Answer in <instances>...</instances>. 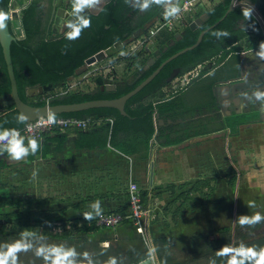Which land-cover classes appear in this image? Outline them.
<instances>
[{"label":"trees","instance_id":"trees-1","mask_svg":"<svg viewBox=\"0 0 264 264\" xmlns=\"http://www.w3.org/2000/svg\"><path fill=\"white\" fill-rule=\"evenodd\" d=\"M11 1L0 0V11L8 18L10 16ZM41 1L32 0L27 7L22 9L21 19L26 35L21 39L13 41L11 45L12 59L18 80L20 96L24 101L34 105H43L46 101L31 100L28 94L29 88L48 83L67 87L68 77L75 75L76 71L85 64L88 58L98 51L113 45L116 41H125L136 29L146 25L150 19L158 15L161 11L162 4L166 0H153V6L157 7L145 13L141 17L140 23L136 26H132V18L127 16L130 0H109L100 14L86 13L82 16L87 17L89 23L80 28L77 36L70 37L68 32L62 38H58V35L53 34L51 28L48 27V18L46 19L43 16L45 11ZM231 1L220 0L205 10V12L209 13V17L195 29L189 23L186 26H179L176 33L178 34L182 30V37L176 40L172 46H169L164 53L159 55L156 61L140 77H135L130 81L125 79V83L118 85L115 91L101 89L97 92L75 91L62 97H56L51 101L54 104L73 103L122 96L133 90L170 55L194 44L203 29L218 22L205 33L198 46L187 50L169 61L150 83L127 101L125 109L128 115H123L118 109L113 107H96L78 112L57 114V116H76L82 118L91 116L95 119L103 120L113 118L114 124L112 126L107 121L108 123L102 124L99 129L107 134L111 132L113 144L125 153L130 154L137 148L142 147L144 143L148 145L150 141L156 139L157 134L160 132L155 118L157 113L156 109H158L161 115H168L172 118L183 116V113L177 110L179 96L181 94H183L182 96H187L185 94H188L189 90L191 91L190 88L196 81L197 86L195 87L193 95L195 99L198 97V106L216 104V97L213 93L214 84L219 79H226L229 76L237 74L239 71V59L237 56L231 65L225 62L226 60L224 61V58L230 52L227 47L231 46V51L238 50L235 43L242 40V37L246 34V29L252 30L256 37L263 33L259 22L254 16L251 14L249 17L245 16V13L248 11L246 8L238 7L226 15ZM246 1L254 4L264 18V0ZM200 14H202L201 11L197 12L196 16L198 17ZM241 18H245L244 23H247L248 26L243 29H238L236 27L239 26L238 21ZM217 31H220L219 35L215 34ZM174 37L175 34L173 32H169L168 34L160 33L156 37L158 52L161 53L162 48ZM261 42H264V37ZM220 52L221 56L216 60L217 65L215 69L210 73H208V70H202L186 86L176 90L175 93L177 95L174 98L171 100L162 99L156 104L151 101L145 102V98L150 93H157L164 86H171L172 76H174L172 73L175 68L180 67L181 69L175 76H183L187 72L195 69L199 64L214 58ZM145 53L148 54L147 58H144ZM122 57L129 61V67L137 66L133 73V76H135L140 73V69L152 55L144 46L135 55L128 54ZM10 92L11 81L0 43V97L8 95ZM178 92L180 95H178ZM196 93L197 95H195ZM10 101V104L5 107L4 111L0 107V128L13 129L21 127L26 123L25 120H19L20 112L15 108L14 102L12 100ZM95 127L94 125L90 128L95 129ZM79 131L80 137H82V130ZM122 131L127 133L128 137L119 142L116 136ZM103 145H106L104 139ZM79 146L82 147V140ZM233 181H235V178ZM186 195L190 197L189 193ZM143 196L146 198L147 191H143ZM18 200L21 202L24 198H19ZM38 201L42 202V200ZM14 203L15 200L13 198L0 197V231L7 228L8 224L13 223L15 219L18 220L19 225L30 227L33 219H37L43 214L50 216V212H36L23 207L14 210V212L7 213L4 211L5 208L14 205ZM127 209L128 206L126 209L122 208L104 212H126ZM175 215L173 216L174 220H176ZM97 221L98 215L83 218V220L77 218L73 223L66 225L68 227L64 226L65 229L63 231L53 232L44 230L43 232L66 241L61 247L57 246V248L66 249L70 253L68 260L64 264H73V262L78 264H108L110 259H115L116 264H134L145 259L150 254L149 247L144 238L141 240L142 245L134 246L131 252H124L113 244L108 246L100 245V243L91 244L88 240H83L85 241V245L81 252L72 250V245L78 242L75 233H97L107 228L106 226L98 225ZM126 221L132 220H123L121 224H124ZM151 223L152 220L148 225L147 234L154 246L156 259L159 264H227L228 259L233 255L237 258V264H253L252 260L247 257L241 258L240 253L235 250L249 246L264 248V218L253 223L241 224L240 219H238L233 225L211 226L208 232L196 233L189 240V244L181 248L175 235H168L166 233L158 234L152 228ZM42 227L44 229V223ZM12 244L13 240L11 236L0 232V256L6 251H9ZM224 246L231 247L233 252L224 253L223 255L219 254V250ZM177 248L181 249L182 253H185L187 256H185V259L178 257L174 253ZM23 254L27 255L17 250L14 256H22ZM83 257H87L88 259L84 260ZM12 259L10 256L8 264H12ZM14 264L22 263L14 261ZM26 264L39 263L29 261Z\"/></svg>","mask_w":264,"mask_h":264},{"label":"crops","instance_id":"crops-1","mask_svg":"<svg viewBox=\"0 0 264 264\" xmlns=\"http://www.w3.org/2000/svg\"><path fill=\"white\" fill-rule=\"evenodd\" d=\"M108 1L95 0V3L91 5L94 10H98L101 2H105V4L98 13L92 14H100ZM152 1L149 0L148 6L142 8L140 5L143 0H130L127 16L132 18V26L138 25L145 13L157 7L153 6L154 2ZM178 1L166 0L158 15L150 19L146 25L140 26L123 41L122 50L116 55L96 63L109 68L96 73L102 82L111 83L113 77L122 79L120 76L127 67L132 68V71L125 72L123 77L133 76L135 66L129 67V61L122 56L135 55L139 52L141 49L135 52H131L130 49L144 35L148 34V30L154 22L164 17L166 5L168 3L176 4ZM219 1L204 0L196 7L192 15L187 16L186 22L179 25L191 24L199 17L196 16L197 12L201 11V16L206 13L205 10ZM53 26L54 24L51 25V30L53 34L58 35V38H62L72 30V25L63 23L58 28L60 32L57 33L54 32ZM146 31L147 33H145ZM181 33L183 34V31ZM177 36L175 35L173 39H176ZM147 47L145 46L146 50ZM147 56L148 54L145 53L144 58ZM220 56L221 54H218L214 56V59L217 60ZM204 65L208 73L214 70L210 67V60L206 61ZM80 68L75 75L68 77L67 87L54 85L50 91L37 96H32L28 90L30 99L41 100L49 92L56 97H62L70 92L79 91L81 78L83 79L82 90L93 92L94 83L89 82V78L85 79L86 74L92 68L90 66L87 70H80ZM223 83L225 82L214 84L216 91L213 87V93L219 103L215 107L212 104L198 106V97L195 99L193 95L197 81L191 86V91L189 90V93L185 94L187 96H182L183 94L180 95L178 92L180 96L177 110L182 112L183 116L172 118L160 114L165 119L164 124L161 125L155 117L160 131L156 139L150 141L148 145L143 142V146L137 148L133 153H125L113 144L111 132L107 134L99 129L102 124L108 123L103 121L95 129H82V137H80V131L75 129L50 133L46 139L39 141V147L35 153H29L20 160H13L8 157L6 152H1L0 170L12 167L19 169L22 174V171L26 172V170H21L25 165L32 169L30 177L33 174L37 178L59 176L53 190L57 194L68 190L73 193L74 197L72 198L77 201L76 207L79 208L77 211L82 212V220L98 215L100 212L126 209L129 201L127 191L129 183L133 181L138 183L143 191H147L146 200L148 199L156 206L151 218V226L157 230L158 234L167 233L171 229L167 219L170 217L173 219L174 214H176V220L173 219V222L176 227L184 226L186 229L189 226L185 214L189 207L192 213L198 211L194 206L195 195L211 198L212 195H219L215 203L219 204L216 213L220 212V214L217 217L212 214L214 222L209 221V225L213 227L216 224L230 225L225 222L229 220L231 193L239 199L236 204L238 209H246L249 206L248 202L252 201L251 196H254L255 193H260L264 197V99L258 105H254V103L247 105L242 101L231 105L229 99L235 93L231 89L229 90L230 95L226 96L228 91L221 89ZM70 85L72 88L66 94H63V90L53 93L54 88L67 89L70 88ZM174 86L175 82L172 81L171 86L167 85L157 93H150L145 98V102L151 101L156 104L162 99L171 100L177 95ZM220 93H222V97ZM227 100L229 102L224 105L223 101ZM10 102V99L0 97L1 110L4 111ZM169 118L173 121L170 122ZM109 124L112 126L114 122ZM116 137L117 141L121 142L128 137V134L122 131ZM103 139L106 145H103ZM81 140L82 147L79 146ZM23 144L27 146L28 140L23 141ZM65 177L69 179V183L63 182ZM234 178L235 181H233ZM188 193L190 197L186 195ZM63 195L64 193L57 198L51 197L52 199L49 200L53 202L58 198L63 199L65 198ZM97 201L98 204L95 203ZM255 204L253 202V205ZM238 215L245 217V210L240 211ZM219 216L222 220L219 219Z\"/></svg>","mask_w":264,"mask_h":264},{"label":"rangeland","instance_id":"rangeland-1","mask_svg":"<svg viewBox=\"0 0 264 264\" xmlns=\"http://www.w3.org/2000/svg\"><path fill=\"white\" fill-rule=\"evenodd\" d=\"M154 48H157L156 39ZM127 68L123 70L120 76L121 78H125L123 77L125 72L128 73L129 71H132V68ZM136 68L137 66H135V69ZM80 80L82 84V78ZM77 84L79 85V83ZM64 89L66 88H54L53 93ZM49 94L52 93L49 92ZM22 167L23 169L21 170H26V172L22 171V174L19 169H14L12 167L5 170H0V197H10L15 200L14 205L8 206L4 209V211L7 213L14 212V210L23 207L36 212H50V216H45L43 214L41 217L33 219V223L30 225V227L19 225L18 220L15 219L13 223L8 224L7 228L1 230L0 232L9 234L13 240L12 245H20L17 250L27 254H23L22 256L15 255L14 261L22 264H26V262L29 261L39 264H52L57 254L65 252L68 253L66 249L57 248V246L61 247L63 244H65L66 241L52 235H47L43 231H63L65 229L64 226L73 223L75 219L78 218L82 220V212L77 211V209H79L76 207L77 201L72 198L74 197L72 195L73 193H71L69 190L63 192V196H65V198H58L56 201L53 200V202L49 200L52 199L51 197L54 198L55 196V198H57L63 194H57V192L53 190V187L56 186L55 183L59 176L56 178L54 176H51L50 178L46 176H40L37 178V176L33 174L31 175L32 177H30L32 170L30 166L25 167V165H23ZM65 178H63V182L69 183V179L67 177ZM32 187L35 190H33ZM194 197L196 198L194 201V206L197 207L198 211L192 213L190 211V207L186 210L185 217L189 224L186 229H184V226L176 227L175 223L173 222L174 220L171 219V217L167 219L171 229L167 231L166 234L175 235L178 238V244L180 248L186 244H189V240L196 233L208 232L211 227L209 225L210 222H214L212 214H214L216 217L220 214V212L216 213L219 204L215 203V200L219 197V195H212V198L201 195H195ZM19 198H24V200L20 202V200H18ZM231 198V207L228 213L229 220L225 223L230 225L235 224L236 221L241 218L238 214L240 211L244 210L246 212V215H244L245 217L251 218L256 214H260L261 218L264 216V197L260 193H255L254 196H251L252 201L256 203V206L253 205L252 201H250L248 202L249 206L246 207V209H238V207L236 208V204H238L239 199L238 197L236 198V196H234L232 193ZM38 200H42V202ZM233 200L235 201L232 202ZM205 206H207V208L204 209ZM219 219L222 220L221 216H219ZM43 223L45 224L44 229L42 227ZM214 227H220V225L216 224ZM75 237L78 238V242L77 244L72 245L71 249L78 252H81V250L84 248L85 241L83 240H88L91 244L100 243V245L104 246L113 244L115 247L120 248L124 252H131L134 246L142 245L141 240L144 238V235L140 228L133 221H126L124 224H121L114 229L107 227L97 233L77 232L75 233ZM174 253L178 255V257L185 259L186 255L185 253H182L181 249H175ZM68 258L69 254L61 256V259H63L64 262H66ZM83 259L87 260L88 258L83 257ZM73 264L78 263L73 262Z\"/></svg>","mask_w":264,"mask_h":264},{"label":"water","instance_id":"water-1","mask_svg":"<svg viewBox=\"0 0 264 264\" xmlns=\"http://www.w3.org/2000/svg\"><path fill=\"white\" fill-rule=\"evenodd\" d=\"M32 0H12L10 3V16L9 18L6 17L1 11H0V16L4 17L0 23L3 24L2 27H0V43L3 49L5 61L7 64V69H8V74L10 77L11 81V92L3 96V98L10 99L14 102L15 108L20 112V115H23L25 117L26 123L31 122L39 117L43 116H48V115H57V114H62V113H68V112H78V111H83L87 110L90 108H96V107H113L118 109L123 115H128L125 106L127 101L135 94H137L140 90H142L148 83H150L157 74L161 71V69L171 60L179 56L180 54L186 52L187 50L193 49L196 46L200 44L202 41L205 33L215 26L218 22L213 24L212 26L203 29L198 38L197 41L182 50L176 52L175 54L171 55L168 57L165 61L162 62V64L154 70L147 78H145L140 84H138L133 90L129 91L128 93L116 97V98H100V99H92V100H86L82 102H73V103H45L43 105H34L30 104L26 101H24L19 93V88H18V80L16 77L15 73V68L13 64V59H12V53H11V45L13 41H16L18 39H21L25 37L26 32L22 24V19H21V13L22 9L27 7L28 4ZM64 0H56V8L54 11V32L59 33L60 31L58 28L63 24L66 23L69 26L75 25V23L80 19L84 13H98L105 2H101V6L98 8V10H94L91 6H85L84 8L80 9L79 11H71L70 13L66 12V7L64 6ZM238 7L246 8L247 10L250 8L251 9V14L257 19L259 22L261 29L264 34V18L261 15V13L258 11V9L250 3L249 1L246 0H232L229 8L226 12V15L232 11L235 10ZM209 17V13L206 12L203 15L199 16L196 18L193 22H191L190 26L195 29L199 27L207 18ZM224 18V17H223ZM222 18V19H223ZM71 30V29H69ZM182 37V33L179 34L176 39L171 40V42L164 47V51L168 49L169 46H172L175 43V40L180 39ZM123 41L119 40L116 41L113 45L102 49L95 53L93 56L88 58L87 62L80 68V70H87L88 67L90 66L91 63L93 62H102L107 58H110L114 55H116L120 50L123 49ZM264 57V56H263ZM262 57V58H263ZM155 61V58H150L144 66L140 69V73H143L148 67ZM242 65V62H241ZM264 65V64H263ZM172 76V78H174ZM100 79V78H99ZM233 80H236L235 78H231L228 81H225L221 85V89L227 90L228 94L226 96L230 95L229 90H233L234 93H237L236 88L237 84H232ZM224 82V81H222ZM237 85V86H236ZM54 85L52 83H48L45 85H39L37 87H31L29 89V93L33 96H37L40 94H43L45 92L50 91ZM117 86L115 84H104L103 89L112 91L116 90ZM241 100V99H240ZM156 118L158 123L164 124L165 119L160 116V112L157 111L156 113ZM170 122L173 121V119L169 118L168 119ZM153 170V169H152ZM153 173V172H152ZM134 264H153V261L151 258L146 257L145 259L140 260L139 262H136Z\"/></svg>","mask_w":264,"mask_h":264},{"label":"built area","instance_id":"built-area-1","mask_svg":"<svg viewBox=\"0 0 264 264\" xmlns=\"http://www.w3.org/2000/svg\"><path fill=\"white\" fill-rule=\"evenodd\" d=\"M204 0H179L176 4L168 3L166 5V11L172 5H179V10L172 15L166 16L157 20L152 24V26L148 30V34L144 35L137 44H134L130 49L131 52L138 51L144 46L150 47L151 44L155 41L156 37L162 32L164 29H174L177 24L185 23L187 20V16H190L194 13L197 6L202 4ZM64 6L66 7V12L70 13L72 11V0H64ZM11 10V9H10ZM97 62H93L90 64L92 69L86 74L85 79L90 78L92 75H96L98 71H104L109 69L105 66H101L96 64ZM204 63H201L195 69L187 72L183 76L177 77L173 80L175 82L174 88L176 90L183 88L189 81L199 74V70L203 67ZM83 80V79H82ZM67 88L63 90V94H66L70 89ZM56 96L53 94H45L41 100H45L46 103H51V101ZM51 116L52 120L49 121L48 117ZM103 121H109L111 124L114 122L113 118L103 119H95L91 116L89 117H63L57 115H48L39 117L31 122L25 123L23 126L15 128L18 129L20 134L25 137V140H28L30 137L37 138L38 141H42L46 139L48 134L56 132V131H66L70 129L82 130L97 126ZM128 209L126 212H100L98 214L97 224L100 226H106L111 228H116L121 224L123 220L131 219L141 230L144 235V239L146 244L149 247L150 254L147 256L151 258L153 264H159L156 259L155 249L151 242L150 237L147 234L148 225L151 221V218L155 212V204L151 203L148 199L143 196V189L136 182L131 181L128 187Z\"/></svg>","mask_w":264,"mask_h":264},{"label":"flooded vegetation","instance_id":"flooded-vegetation-1","mask_svg":"<svg viewBox=\"0 0 264 264\" xmlns=\"http://www.w3.org/2000/svg\"><path fill=\"white\" fill-rule=\"evenodd\" d=\"M41 2L43 4L44 11H45V14L43 16L46 19L48 18L47 25L49 28H52L51 25L53 24V21H54L53 14H54V11L56 8V0H42ZM244 22H245V18H241L238 21L239 26L236 28L243 29L244 27H247L248 24L244 23ZM176 26L177 27L174 29H164V30H162V32L164 34H168L169 32H173L177 36L180 33L177 34L176 30H178V27L180 25L177 24ZM245 32H246V34L244 35V37H242V40L235 43V45L238 47V50L231 51V46H228L227 48L230 50V52L224 58V61L226 60L225 62H228V64L231 65V63L233 62V60L237 56V58L239 59V71H238V73L233 75V76H229L226 79H219V81H217V82H222V81L225 82V81L230 80L231 78L236 79V80L232 81L233 82L232 84L238 83L237 84L238 86L236 85L237 86V88H236L237 93H235V95H233V97H230L229 100H230L231 105H233L234 103L236 104L238 101L239 102L240 101L245 102L247 105L253 104V103H254V105H256V104L258 105V103L261 102L262 99H264V65H263L264 64V57L260 54L261 52H264V42H261L262 41L261 38L264 34L262 33V35L256 37L255 33H253L252 30L246 29ZM171 40H169L168 44L171 42ZM154 43H155V41L150 46L151 48L147 47L148 48L147 50L152 55V57H150V58H155V61H156V58H158L159 55H161L162 53H164L166 51V50L165 51L163 50L166 45L162 48L161 53H159L158 49L154 48ZM207 61H209V60H207ZM210 61H211L210 67L215 69V67L217 65L216 60L214 58H212V59H210ZM224 61H222V62H224ZM205 62H203V63H205ZM241 62H242V65H241ZM204 69H206L205 65H203V67L199 70V74ZM180 70H181L180 67L175 68L172 75H175ZM143 73H139L135 76H129V77L122 78V79H115L113 77V80L111 81V83L102 82V79L97 74L90 76V78L88 80H89V82L90 81L93 82L95 85V87L93 88L92 91L97 92L99 89L106 90V89H103L104 84H115L118 87V85L125 83V79H127V81H130V80H133L135 77H140ZM175 78H177V77L175 76L172 79V81ZM80 85L81 86L78 87V90L82 91V84H80ZM213 87H214V91H216V85H214ZM79 88H81V89H79ZM107 91H109V90H107ZM112 91H115V90H112ZM220 96L222 97V93H220ZM226 102H229V101L228 100L223 101V104L225 105ZM218 105H219V103H217V101H216V104H212V106H214V107L218 106Z\"/></svg>","mask_w":264,"mask_h":264},{"label":"clouds","instance_id":"clouds-1","mask_svg":"<svg viewBox=\"0 0 264 264\" xmlns=\"http://www.w3.org/2000/svg\"><path fill=\"white\" fill-rule=\"evenodd\" d=\"M149 0H143L140 7L145 8L148 6ZM95 3V0H72V10L79 11L80 9L84 8L85 6H91ZM179 10V5H172L168 8L167 12L165 13L166 16L175 14ZM251 14V9L249 8L248 11L245 13L246 17H249ZM4 17L0 16V21H2ZM89 23V19L87 17H81L79 22L72 26V31L68 33L70 37H75L78 35L79 30L81 27L87 25ZM3 24L0 23V27ZM215 34L219 35L220 31H217ZM264 56V52L260 53ZM25 117L23 115L19 116V120L23 121ZM49 121L52 120V117H48ZM25 137L20 134L18 129H9V128H0V152H6L8 157L13 160H20L26 157L29 153H35L39 147V141L37 138L30 137L28 138V145L25 146L23 144ZM98 204V201L95 202ZM87 215V213H86ZM261 219L260 214H256L253 217H241L240 223H253L254 221H259ZM20 247L18 244H14L10 246V250L6 251L2 256H0V264H8L9 257L11 256L12 264H14L15 260V252ZM241 255V258L247 257L248 259L252 260L253 264H264V248H256L255 246L249 247H242L236 249ZM233 252V249L229 246H224L219 250V254L223 255L224 253ZM70 253H59L54 258L53 264H64V260L61 259L62 255H68ZM108 264H116L115 259H110ZM227 264H237V258L235 255L231 256Z\"/></svg>","mask_w":264,"mask_h":264}]
</instances>
